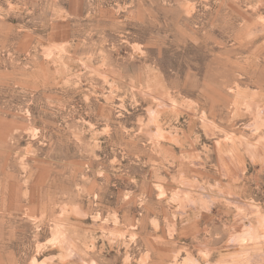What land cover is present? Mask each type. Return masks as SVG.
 Here are the masks:
<instances>
[{"label":"rangeland","instance_id":"1","mask_svg":"<svg viewBox=\"0 0 264 264\" xmlns=\"http://www.w3.org/2000/svg\"><path fill=\"white\" fill-rule=\"evenodd\" d=\"M0 264H264V0H0Z\"/></svg>","mask_w":264,"mask_h":264}]
</instances>
